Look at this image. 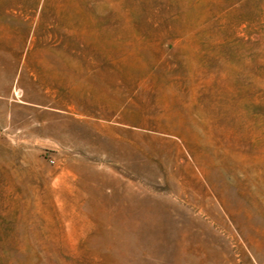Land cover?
<instances>
[{
	"label": "rangeland",
	"instance_id": "1",
	"mask_svg": "<svg viewBox=\"0 0 264 264\" xmlns=\"http://www.w3.org/2000/svg\"><path fill=\"white\" fill-rule=\"evenodd\" d=\"M258 51L264 0H0V264H264Z\"/></svg>",
	"mask_w": 264,
	"mask_h": 264
},
{
	"label": "bare ground",
	"instance_id": "2",
	"mask_svg": "<svg viewBox=\"0 0 264 264\" xmlns=\"http://www.w3.org/2000/svg\"><path fill=\"white\" fill-rule=\"evenodd\" d=\"M36 1V0H35ZM232 47V46H231ZM224 49V48H223ZM231 49V48H230ZM236 49V48H235ZM233 51V50H232ZM226 53V52H225ZM258 54H260V56L259 57H263L262 55H264V51H262L261 53L258 51ZM230 56V55H229ZM231 58V57H230ZM264 59V58H263ZM221 70H222V67L219 65V66H217V67H214L213 68V71L214 72H218V71H220L221 72ZM223 71V70H222ZM226 76V75H225ZM226 77H229L230 79H235V77H233V76H230V75H228V76H226ZM239 80V79H238ZM233 82V81H232ZM235 83V82H234ZM214 88V87H213ZM215 89H217L218 90V88H215ZM210 92V91H209ZM221 95V94H220ZM262 95V94H261ZM213 96V95H212ZM222 96H223V94H222ZM216 97V96H215ZM217 98V97H216ZM225 98V97H224ZM213 101H215V100H213ZM232 101V100H231ZM220 102V101H219ZM215 104V103H214ZM222 104H224V103H222ZM223 107V109L222 108H220V109H222L223 111H224V116H223V121H222V123H223V125L225 126V127H229V128H231V127H234V126H238L239 125V123H240V117L236 114V107L231 103V102H229V103H226V104H224V105H222ZM200 108V107H199ZM246 112V111H245ZM238 113V112H237ZM246 114V113H245ZM200 115V114H199ZM209 116V115H208ZM210 116H212V115H210ZM243 117V116H242ZM216 121H217V119H215ZM250 131V130H249ZM240 132V131H239ZM239 152V151H238ZM207 155H209L208 153H207ZM210 157V156H209ZM215 158V157H214ZM209 160H211V157H210V159ZM203 164V163H202ZM205 164V163H204ZM207 164V163H206ZM213 165H214V163H213ZM205 169H206V166H205ZM234 169V171H236V169L235 168H233ZM229 170V169H228ZM229 172V171H228ZM232 172V171H231ZM233 174V173H232ZM194 177H196V176H193L192 178H194ZM241 178V177H240ZM238 180V179H237ZM198 181V180H197ZM200 181V180H199ZM245 181V180H244ZM239 182V181H238ZM200 183V182H199ZM223 183V182H222ZM241 183V182H240ZM216 185V184H215ZM241 185V184H240ZM187 194V193H186ZM214 194V193H213ZM216 198V197H215ZM217 199V198H216ZM195 205H196V203H195ZM200 212V211H199ZM237 231V230H236ZM192 244V243H191ZM200 244V243H199ZM202 245V244H201ZM187 246V245H186ZM198 246V245H197ZM188 247V246H187ZM189 248V247H188ZM191 248V247H190ZM189 248V249H190ZM198 248V247H197ZM202 248L204 249V247H203V245H202ZM201 248V249H202ZM186 250V249H185ZM191 250V249H190ZM188 251V250H187ZM200 251V250H199ZM206 254H207V252H206Z\"/></svg>",
	"mask_w": 264,
	"mask_h": 264
},
{
	"label": "crops",
	"instance_id": "3",
	"mask_svg": "<svg viewBox=\"0 0 264 264\" xmlns=\"http://www.w3.org/2000/svg\"><path fill=\"white\" fill-rule=\"evenodd\" d=\"M9 65L10 67H12L11 70H15V71L22 70V71H27L28 73L32 72L31 77L32 79L34 78L33 71L35 70V67L33 64H29L28 62L19 64L16 62V63H11Z\"/></svg>",
	"mask_w": 264,
	"mask_h": 264
}]
</instances>
